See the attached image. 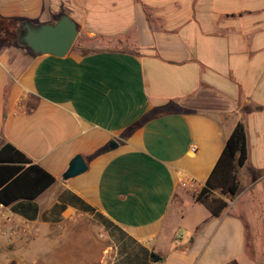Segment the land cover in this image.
<instances>
[{"label": "crops", "instance_id": "obj_1", "mask_svg": "<svg viewBox=\"0 0 264 264\" xmlns=\"http://www.w3.org/2000/svg\"><path fill=\"white\" fill-rule=\"evenodd\" d=\"M64 14L63 56L0 31V147L55 178L8 205L11 264H264V0H0V25ZM205 92L222 106L194 105ZM238 121L239 192L210 217L179 176L201 188Z\"/></svg>", "mask_w": 264, "mask_h": 264}, {"label": "trees", "instance_id": "obj_2", "mask_svg": "<svg viewBox=\"0 0 264 264\" xmlns=\"http://www.w3.org/2000/svg\"><path fill=\"white\" fill-rule=\"evenodd\" d=\"M10 23L9 26L1 24L0 31L3 37L11 34V39H13L19 20H11ZM246 159V129L244 123L238 121L226 138L221 154L204 185L194 196L196 201L205 205L209 210L210 217L219 216L227 207L228 203L225 198H233L238 194L239 170ZM54 180L51 173L33 162L10 142H5L0 147V202L4 205L8 206L19 199H34ZM164 259L165 256L151 253V261H163Z\"/></svg>", "mask_w": 264, "mask_h": 264}, {"label": "water", "instance_id": "obj_3", "mask_svg": "<svg viewBox=\"0 0 264 264\" xmlns=\"http://www.w3.org/2000/svg\"><path fill=\"white\" fill-rule=\"evenodd\" d=\"M16 42L32 50L35 54L65 55L73 45L78 30L75 22L67 15H61L52 23H33L21 20L15 29ZM114 140L110 147L116 146ZM87 168L81 155H75L69 162L63 178L73 177Z\"/></svg>", "mask_w": 264, "mask_h": 264}, {"label": "rangeland", "instance_id": "obj_4", "mask_svg": "<svg viewBox=\"0 0 264 264\" xmlns=\"http://www.w3.org/2000/svg\"><path fill=\"white\" fill-rule=\"evenodd\" d=\"M201 95L197 97L195 100L194 105L196 106H202V107H221L222 104L217 101L215 96L211 93L205 92L200 93ZM215 115L221 119V113L215 111ZM247 199V195H245L244 200ZM243 200V202H244ZM242 202V203H243ZM195 218V215L189 216V218H186L181 224L179 223L178 228L184 229L185 225H189L190 220L189 219ZM9 225L6 224L1 218H0V264H11V244L12 241H8L6 235L4 232L8 231ZM188 238H191V235H189ZM34 256H39V251L36 253H33Z\"/></svg>", "mask_w": 264, "mask_h": 264}, {"label": "built area", "instance_id": "obj_5", "mask_svg": "<svg viewBox=\"0 0 264 264\" xmlns=\"http://www.w3.org/2000/svg\"><path fill=\"white\" fill-rule=\"evenodd\" d=\"M195 149H196L195 146H191L192 151H195ZM179 182L183 187L187 188L188 190H190L195 195L201 189V188H199V185L197 184V182L193 178H191L187 175L181 174L179 176ZM14 217H15L14 211L12 209H10L8 206H6L0 202V218L6 224L9 225L8 231L4 232L8 241H13V239L16 237V235L20 229V226L15 222Z\"/></svg>", "mask_w": 264, "mask_h": 264}]
</instances>
